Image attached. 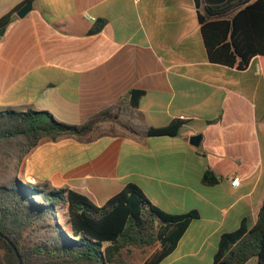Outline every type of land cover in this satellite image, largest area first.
I'll return each instance as SVG.
<instances>
[{"label": "crops", "instance_id": "1", "mask_svg": "<svg viewBox=\"0 0 264 264\" xmlns=\"http://www.w3.org/2000/svg\"><path fill=\"white\" fill-rule=\"evenodd\" d=\"M253 1L0 0V18L17 8L0 35V110L77 125L108 112L84 137L40 140L19 163L22 181L99 207L135 183L166 212L199 214L159 264H213L221 234L255 223L264 201V56L243 69L211 61L199 15L228 18ZM132 89L144 90L136 107ZM177 118L178 135H148Z\"/></svg>", "mask_w": 264, "mask_h": 264}, {"label": "trees", "instance_id": "2", "mask_svg": "<svg viewBox=\"0 0 264 264\" xmlns=\"http://www.w3.org/2000/svg\"><path fill=\"white\" fill-rule=\"evenodd\" d=\"M16 10L0 18V28ZM199 22L211 61L243 69L254 56H264V0H254L228 18L199 15ZM129 94L136 107L144 90L132 89ZM107 116L103 112L77 125L59 121L45 110H0V264H18L8 241L16 247L21 264H135L136 252L141 264H159L199 217L196 210L160 209L132 182L99 207L68 187L28 183L19 177L21 159L40 140L84 137ZM185 123L173 119L149 128L148 135L176 136ZM202 180L217 182L209 170ZM254 258L256 264H264V201L255 223L244 218L237 229L221 234L213 264H248Z\"/></svg>", "mask_w": 264, "mask_h": 264}, {"label": "water", "instance_id": "3", "mask_svg": "<svg viewBox=\"0 0 264 264\" xmlns=\"http://www.w3.org/2000/svg\"><path fill=\"white\" fill-rule=\"evenodd\" d=\"M31 7H32V4L30 2L26 3L21 9L18 10L17 15L19 17H24L30 11ZM4 29H5V26L0 28V35H2V33L4 32ZM201 140H202V134H194L190 137V143L194 146H199L201 143ZM8 243L11 247V250L13 252L15 259L18 261V264H21L19 260V253L16 247H14L10 241H8Z\"/></svg>", "mask_w": 264, "mask_h": 264}, {"label": "rangeland", "instance_id": "4", "mask_svg": "<svg viewBox=\"0 0 264 264\" xmlns=\"http://www.w3.org/2000/svg\"><path fill=\"white\" fill-rule=\"evenodd\" d=\"M17 110H18V109H17ZM55 119H56V118H55ZM20 177L23 178V175L20 176ZM25 182H26V181H25ZM133 260H134L135 264H141V263H142L141 255H140L139 253H137V252L134 254V258H133ZM249 264H256V259H255V258H254V259H251V262H250Z\"/></svg>", "mask_w": 264, "mask_h": 264}, {"label": "built area", "instance_id": "5", "mask_svg": "<svg viewBox=\"0 0 264 264\" xmlns=\"http://www.w3.org/2000/svg\"><path fill=\"white\" fill-rule=\"evenodd\" d=\"M238 182H239V177H238V176H235V177L232 179L231 184L235 186V185L238 184Z\"/></svg>", "mask_w": 264, "mask_h": 264}]
</instances>
